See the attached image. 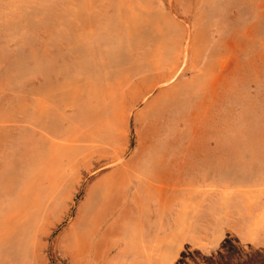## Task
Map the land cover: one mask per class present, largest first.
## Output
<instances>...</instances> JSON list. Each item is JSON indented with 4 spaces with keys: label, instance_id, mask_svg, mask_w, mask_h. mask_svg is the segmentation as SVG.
Masks as SVG:
<instances>
[{
    "label": "rangeland",
    "instance_id": "rangeland-1",
    "mask_svg": "<svg viewBox=\"0 0 264 264\" xmlns=\"http://www.w3.org/2000/svg\"><path fill=\"white\" fill-rule=\"evenodd\" d=\"M0 264H264V0H0Z\"/></svg>",
    "mask_w": 264,
    "mask_h": 264
},
{
    "label": "bare ground",
    "instance_id": "bare-ground-1",
    "mask_svg": "<svg viewBox=\"0 0 264 264\" xmlns=\"http://www.w3.org/2000/svg\"><path fill=\"white\" fill-rule=\"evenodd\" d=\"M119 13V12H118ZM38 120V119H37ZM13 157H15V156H13ZM10 166H12V165H10ZM109 195V194H108ZM22 223V222H21ZM26 228V227H25ZM28 228V227H27ZM20 230V229H19ZM20 231H22V229L20 230ZM23 231H25V230H23ZM30 231V230H29ZM22 234H23V232H22ZM25 238V237H24ZM37 240V239H36ZM22 241V240H21ZM23 242V241H22ZM30 244V243H29ZM19 246V245H18ZM27 248V247H26ZM20 249V248H19ZM34 250V249H33ZM16 252V251H15Z\"/></svg>",
    "mask_w": 264,
    "mask_h": 264
}]
</instances>
